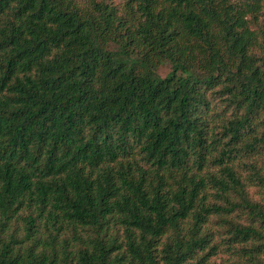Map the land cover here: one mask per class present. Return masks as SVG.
Wrapping results in <instances>:
<instances>
[{
	"label": "trees",
	"instance_id": "16d2710c",
	"mask_svg": "<svg viewBox=\"0 0 264 264\" xmlns=\"http://www.w3.org/2000/svg\"><path fill=\"white\" fill-rule=\"evenodd\" d=\"M223 256L264 264V0H0V264Z\"/></svg>",
	"mask_w": 264,
	"mask_h": 264
},
{
	"label": "rangeland",
	"instance_id": "374dc122",
	"mask_svg": "<svg viewBox=\"0 0 264 264\" xmlns=\"http://www.w3.org/2000/svg\"><path fill=\"white\" fill-rule=\"evenodd\" d=\"M79 1V4L81 6H84L87 4L88 0H78ZM97 2H106V3H110V4H113V5H119V4H122L125 0H95ZM169 72V66L168 65H161L158 70H157V73L161 76V77H164L167 75V73ZM223 259L221 260H218L217 263H221L220 261L223 262V264H228L229 261H227V257H222Z\"/></svg>",
	"mask_w": 264,
	"mask_h": 264
}]
</instances>
